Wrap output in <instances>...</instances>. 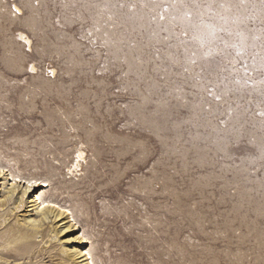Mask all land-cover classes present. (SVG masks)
I'll use <instances>...</instances> for the list:
<instances>
[{"label": "rangeland", "instance_id": "obj_1", "mask_svg": "<svg viewBox=\"0 0 264 264\" xmlns=\"http://www.w3.org/2000/svg\"><path fill=\"white\" fill-rule=\"evenodd\" d=\"M0 166L10 264H264V3L0 0Z\"/></svg>", "mask_w": 264, "mask_h": 264}, {"label": "bare ground", "instance_id": "obj_2", "mask_svg": "<svg viewBox=\"0 0 264 264\" xmlns=\"http://www.w3.org/2000/svg\"><path fill=\"white\" fill-rule=\"evenodd\" d=\"M4 170V168H2L1 166H0V172H4L3 171ZM6 174V173H5ZM10 176V178L11 179H9V181H12L13 182V185H17V184H27L26 186H27V188H29L30 189V191L32 190V189H36V188H46V187H48V185H47V182H44V181H41V182H39V181H24V180H21V179H18L17 177H14L12 174H10L9 175ZM2 180V179H1ZM39 182V183H38ZM12 186V185H11ZM9 188V187H8ZM14 189H16V188H14ZM26 189V188H25ZM17 191V190H16ZM28 191V190H27ZM27 191H25V192H27ZM11 194H14V192H12ZM19 195V194H18ZM17 195V196H18ZM22 195V194H21ZM24 195V194H23ZM26 195V194H25ZM24 197V196H23ZM3 198V197H2ZM13 201H15L14 200V195H12L11 196V198H10V200H8V203L9 204H11ZM21 201V200H20ZM2 202V201H1ZM31 203H33L34 205L33 206H35V205H37L38 206V208H40V209H44V212H43V214H42V222H43V224H44V221H48L49 219H50V217H49V214H48V210H52V209H58L59 211H61L63 214L65 213L66 214V216H67V218H69V216H70V218L72 219V221L74 222L75 221V219H74V216H73V213L69 210V209H66V208H64L63 206H61V205H59V204H57V203H55V202H53V201H50V200H47L46 198H45V195H37V197H35V199L31 202ZM22 204H25L24 202H22ZM30 205V204H29ZM33 206H31V207H33ZM34 208V207H33ZM30 209V208H29ZM32 209V208H31ZM30 209V210H31ZM28 210V209H27ZM35 210V209H34ZM39 210V209H38ZM37 210V211H38ZM36 211V212H37ZM39 212V211H38ZM37 212V213H38ZM51 213V212H50ZM56 213V212H55ZM53 214V213H52ZM62 214V215H63ZM14 215V214H13ZM36 215V214H35ZM44 215V216H43ZM51 215V214H50ZM55 215V214H54ZM59 216V215H58ZM65 216V215H64ZM20 217V216H19ZM36 217V216H35ZM55 217V216H54ZM3 218V217H2ZM10 218V217H9ZM23 218V217H22ZM26 218V217H25ZM63 221V220H62ZM29 222V221H28ZM30 222H32V221H30ZM38 222V221H37ZM76 224V223H75ZM52 225V224H51ZM61 225V224H60ZM64 226V225H63ZM67 227V226H66ZM29 228V227H28ZM65 228V227H64ZM39 230H40V228H39ZM60 230V229H59ZM74 230V229H73ZM28 231V230H27ZM67 231H68V228H67ZM75 231V230H74ZM79 231V230H78ZM59 232V231H58ZM57 232V233H58ZM55 234V233H54ZM5 236H7V238H4V237H2L3 238V240H7V239H12L11 237H13V232H11V231H8L7 232V235H5ZM1 240V239H0ZM72 240V239H71ZM79 241V240H78ZM75 242V241H74ZM83 242V243H82ZM81 243L82 244H85V243H87V240H86V238H83V241H82ZM80 245V244H79ZM13 248H11V249H9V248H7V247H5V248H3L2 250H0V264H10V261H11V259H13V262L12 263H15L16 261H15V259H17V260H20V257H21V254L20 255H17L16 253L14 254V252H13V250H12ZM69 250V249H68ZM71 252V251H70ZM75 253H76V251H75ZM33 255H34V253H33ZM78 256H79V258L78 259H81V258H85V259H82V261H81V263L83 262V261H86L87 263L86 264H95V262H94V258H93V256H92V253L90 252V251H86V250H81L78 254H77ZM77 256V257H78ZM54 258V257H53ZM73 258V257H72ZM76 261V260H75ZM21 263V262H20ZM85 264V263H84Z\"/></svg>", "mask_w": 264, "mask_h": 264}, {"label": "snow or ice", "instance_id": "obj_3", "mask_svg": "<svg viewBox=\"0 0 264 264\" xmlns=\"http://www.w3.org/2000/svg\"><path fill=\"white\" fill-rule=\"evenodd\" d=\"M243 2H244V0H241V3H243ZM261 2L264 3V0H261ZM222 7H223V5H222Z\"/></svg>", "mask_w": 264, "mask_h": 264}]
</instances>
